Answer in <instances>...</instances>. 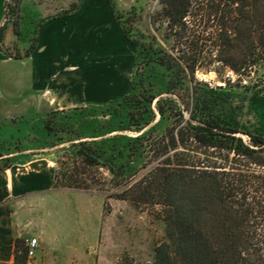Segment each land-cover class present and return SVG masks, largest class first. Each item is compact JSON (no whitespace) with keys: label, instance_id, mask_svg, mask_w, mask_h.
Instances as JSON below:
<instances>
[{"label":"trees","instance_id":"16d2710c","mask_svg":"<svg viewBox=\"0 0 264 264\" xmlns=\"http://www.w3.org/2000/svg\"><path fill=\"white\" fill-rule=\"evenodd\" d=\"M109 2L136 49L131 89L44 117L57 154L54 189L88 192L108 181L115 191L107 197L162 205L165 239L153 264H264V124L247 127L232 105L212 98L215 89L236 86L264 101V0H159L151 14L157 33L135 25L142 20L137 6L122 10ZM20 3H6L0 28V50L14 59L29 58L37 45L35 36L23 53L4 45L6 24L19 34ZM217 63L237 82L228 77L214 88L197 79L199 71L220 76L212 69ZM96 106L113 109V118L98 129L91 123L87 135L81 115ZM113 131L120 133L107 136ZM13 164L7 157L0 169ZM14 253L13 263L0 264H28L25 238L16 239Z\"/></svg>","mask_w":264,"mask_h":264},{"label":"rangeland","instance_id":"374dc122","mask_svg":"<svg viewBox=\"0 0 264 264\" xmlns=\"http://www.w3.org/2000/svg\"><path fill=\"white\" fill-rule=\"evenodd\" d=\"M79 1L31 0L33 4L42 5L43 8L46 6L49 13L66 11ZM114 1L122 10L137 6L142 20L135 25L157 33L151 14L160 9L159 0ZM19 15L21 19L20 9ZM33 27L30 25L29 30L24 27L22 36L12 35L9 31L5 35L4 44L14 53L18 52L16 46L19 51L25 52L30 47ZM161 32H158L159 35ZM30 67V64L23 65V61H12L9 65L0 62V160L7 157L18 159L16 168L19 170L24 169L21 164L30 157H54V160L57 157L55 148L49 144L50 139L44 131L43 120L51 110L59 109L62 105L57 101L51 104L47 100L48 96H44L45 92L40 94L32 86H28L31 80ZM215 67L221 69L222 76L215 71H199L197 79L210 83L214 88L225 85V78L237 80L238 76L230 69H224L218 63L212 69ZM23 68H26L25 73ZM223 88L224 90L215 89L212 93L216 103L232 105L239 121L247 127L264 124V101L260 97L253 98V92L248 95L239 92L236 86ZM258 88L255 86L252 90L258 91ZM228 89L230 94L224 95L228 93ZM71 109L74 108L66 110ZM86 109L81 116L82 123L87 124L84 128L87 135L94 133L91 123L98 129L100 123H108L113 118L110 114L113 109L108 111L98 106ZM157 120L159 117L155 122ZM116 133L120 131H113L107 136ZM123 133L137 135L128 130ZM29 149L36 150L25 151ZM23 150L25 152H21ZM48 164L52 165L46 162L45 167L49 168ZM56 166L57 164L54 167ZM106 176L109 177L108 172ZM62 190L66 191L58 192L42 207L44 215L40 218V225L41 228L50 230V234L56 239L54 243L60 249L58 253L68 261L72 260L71 264H153L154 249L165 239V226L161 219L164 214L162 205H136L129 200L107 197L115 191L108 181L102 189L100 186L99 189L88 192ZM50 212L51 217H48ZM92 227H100L95 237Z\"/></svg>","mask_w":264,"mask_h":264},{"label":"crops","instance_id":"0c3cea01","mask_svg":"<svg viewBox=\"0 0 264 264\" xmlns=\"http://www.w3.org/2000/svg\"><path fill=\"white\" fill-rule=\"evenodd\" d=\"M10 1L0 0V28L7 22L6 3ZM20 11L18 35L22 36L24 27L29 30L33 25L36 48L25 59H14L0 50V62L30 64L28 86L40 94L45 92L51 104L57 101L61 110L100 105L130 92L136 49L109 0H83L80 8L70 14L49 13L46 6L21 0ZM6 26L5 35L9 31L16 34L13 23ZM32 150L36 149L25 151ZM54 159L30 157L21 164L22 170L16 168L18 159H14L11 168L0 169V262L13 263L16 239L31 236L39 237L41 246L28 264L73 262L58 253L56 239L40 225L42 207L58 192L66 191L53 187ZM46 162L52 165L47 168ZM92 228L95 237L100 227Z\"/></svg>","mask_w":264,"mask_h":264},{"label":"built area","instance_id":"2783aa9c","mask_svg":"<svg viewBox=\"0 0 264 264\" xmlns=\"http://www.w3.org/2000/svg\"><path fill=\"white\" fill-rule=\"evenodd\" d=\"M25 240H26L28 258L32 259L36 256L37 251L41 246L40 239L39 237L31 236V237H26Z\"/></svg>","mask_w":264,"mask_h":264}]
</instances>
